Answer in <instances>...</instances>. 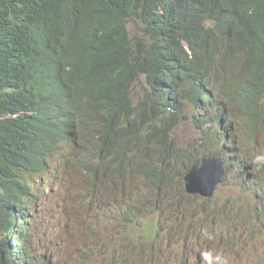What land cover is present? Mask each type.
Masks as SVG:
<instances>
[{"label": "trees", "instance_id": "16d2710c", "mask_svg": "<svg viewBox=\"0 0 264 264\" xmlns=\"http://www.w3.org/2000/svg\"><path fill=\"white\" fill-rule=\"evenodd\" d=\"M210 18L232 38L216 40L204 26ZM130 23L140 35L132 36ZM143 82L139 100L133 91ZM54 91L85 109L81 124L103 136L95 176L111 179L114 171L128 184L138 172L155 188L168 187L187 165L226 158L237 132L264 114V0H0V109L21 112L0 121L5 218L14 219L12 200L40 182L34 176L72 168L62 150L75 144L77 130L56 129ZM121 118L124 132L115 128ZM184 122L201 132L199 147L177 143L173 133ZM116 148L118 161L106 163ZM23 238L18 233L13 244Z\"/></svg>", "mask_w": 264, "mask_h": 264}, {"label": "rangeland", "instance_id": "374dc122", "mask_svg": "<svg viewBox=\"0 0 264 264\" xmlns=\"http://www.w3.org/2000/svg\"><path fill=\"white\" fill-rule=\"evenodd\" d=\"M130 30L132 35H140L138 26L131 24ZM144 85L139 84L134 88L133 94L135 92L139 100L144 97ZM144 101L146 99L140 102ZM99 125L105 126L101 119ZM174 135L181 146L200 137L191 124L184 123ZM93 143L94 136H87L80 153L88 147L93 149ZM86 158L93 161L89 155ZM111 158L113 155H108L107 160ZM136 178L126 198L119 194L118 187L121 184L107 188L98 185L111 197L97 211L95 207L84 206L97 197L90 185V182L94 184L92 176L79 178L71 191L62 187H43L44 193L39 204L45 214L38 216L31 225L34 254L44 259L42 264H116L114 251L123 253L126 244L135 237L141 238L142 233L144 236L139 239V243L145 253L134 264H197V254L206 251L197 237L207 230L203 216L197 212L205 200L187 195L181 184L170 190L169 187L157 189L148 180ZM222 195L223 207H234L236 200L246 204L242 198L243 192L233 176L223 184ZM95 201L99 202L98 199ZM134 201L147 203L143 214L128 208ZM260 209L264 211V204ZM155 220L154 224L149 223ZM253 224L254 236L250 242H234L230 248L219 246L228 254L226 264H264V214L260 219H255ZM150 228L153 230L151 236L148 235ZM4 234L0 231V240ZM217 235L226 241L232 236L236 239L239 237L238 232L231 234L224 224L219 227ZM15 236H10V246ZM212 251L219 253L218 248Z\"/></svg>", "mask_w": 264, "mask_h": 264}, {"label": "clouds", "instance_id": "9594fccd", "mask_svg": "<svg viewBox=\"0 0 264 264\" xmlns=\"http://www.w3.org/2000/svg\"><path fill=\"white\" fill-rule=\"evenodd\" d=\"M131 24L133 23H130V25ZM204 26L207 29L211 27L215 32L216 40L220 42H226L228 38H232V36H226L224 34L219 21L216 19H208L204 23ZM180 45L188 57L194 59L195 53L190 44L186 40H182ZM241 51L244 52L245 49ZM221 57L222 53L217 55L218 60L221 59ZM144 83L145 82H143L142 85H144ZM144 88H146L145 85ZM49 103L55 105L53 112L56 117V127L59 132L65 131L64 124L69 125L71 129L74 127L77 130V138H74L75 144L65 146L62 150L63 153L72 158V168L66 174L59 170H52L46 172L42 176H34L35 181L40 180L39 183H35L34 190H29L23 197L18 200L13 199L9 204L14 219L11 217L5 218L0 208V231L5 233L3 239L0 240V264H42L44 259L34 254L31 240L33 236L31 225L36 221L38 216L45 214V211L41 209V205L39 204L41 195L44 193L42 190L43 187L48 186L50 189H59L62 187L66 191H71L79 182V178H89L92 176L95 185L91 182L90 185L97 197L93 202L89 204L86 203L84 206L90 208L95 207V211H97L103 206L104 201L111 197V195L101 187L107 188L115 184H121L119 194L126 198L129 190L137 181L136 177L145 179L138 172H133L128 184L125 182L123 183L121 181V174L114 171H112L111 179L104 178L100 175L95 176L94 173L100 171L98 159L100 158V151L104 146L103 136L95 134L93 128L84 127L81 124V115L85 109L79 113V104L67 94L54 91L50 95ZM95 110L98 111L99 107L95 106ZM186 111H192V107L187 106ZM214 114L215 107L208 115L212 116ZM20 115L21 112L12 114L10 112L6 113L0 109L1 122L16 119ZM120 120V123L115 127L116 131L124 132V128L128 122L123 118ZM184 124H191L193 126L190 122H184ZM195 130L200 134V137L190 140L185 146H181L177 142L180 147L189 146L191 148H197L200 146L199 139L202 137V134L196 128ZM174 133L173 136L175 137ZM85 134L87 136H94V148L91 149L88 147L80 153L83 144L87 141V136L85 137ZM114 136L116 137V135H113V137ZM126 139L130 140V137L127 136ZM237 144V148L228 153L226 158L211 156L202 159L199 163L187 165L183 169L182 180L168 186L170 190L173 186L181 184L184 186L187 195L205 200L204 205L201 209L197 210V212H199V215L203 216V224L207 230L203 233H199L197 237L201 247L205 248L206 251L197 254V264H205V262L206 264H226L228 254L223 252V247L219 246H227L230 248L234 242H250L254 236V220L260 219L264 214L263 209H260L261 205L264 204V114L254 116L247 127H243L237 132ZM116 151L117 148L113 149L111 153L113 158L110 160L106 159V163H115L118 161L115 156ZM87 155L93 160L92 162L88 161L86 158ZM208 160L211 161L204 164V162ZM110 167H112V164L108 165V168L101 173L109 172ZM231 176L236 178L237 185L243 192L242 198L245 199L247 205L236 200L234 207H223L222 186L226 179H230ZM217 177H219V180H217ZM148 182L150 183L149 180ZM97 199L99 200L98 203L95 201ZM159 199L161 201L160 203H162L161 196H159ZM131 206H134L133 208L136 209L135 212L139 214H143L147 209V203L142 201H134L128 208ZM140 206H142V208H140ZM223 219H226V222H223ZM155 222L156 220L149 223L154 224ZM222 224L227 226L231 234L238 232V239L232 236L226 241L218 237V229ZM142 230L145 231L143 228ZM149 231L148 235L151 236L153 230L150 228ZM17 233H21L24 238L21 241H15L16 243L14 242V245H12L13 247H10L8 243L10 236ZM143 236L142 233V237ZM139 239L135 237L133 240H130V242L126 244V249L123 253H119L117 250L114 251L116 264H134L144 255L145 250L141 248ZM215 248H218L219 253L212 251Z\"/></svg>", "mask_w": 264, "mask_h": 264}, {"label": "bare ground", "instance_id": "6f19581e", "mask_svg": "<svg viewBox=\"0 0 264 264\" xmlns=\"http://www.w3.org/2000/svg\"><path fill=\"white\" fill-rule=\"evenodd\" d=\"M227 2H228V1H227ZM228 6H229V5H228ZM230 7H231V5H230ZM230 14H231V13H230ZM221 16H222V15H221ZM223 19H224V18H223ZM226 19H227V18H226ZM34 57H35V56H34ZM36 61H37V60H36ZM32 62H33V61H32ZM57 63H58V62H57ZM59 64H61V63H59ZM31 65H32V64H31ZM53 65H54V64H53ZM55 66H56V65H55ZM58 66H59V65H58ZM33 67H34V66H33ZM36 67H37V66H36ZM34 68H35V67H34ZM33 70H34V69H33ZM54 72H55V71H54ZM55 73H56V72H55ZM59 75H60V74H59ZM74 76H75V75H74ZM56 78H57V76H56ZM57 79H58V78H57ZM50 81H51V80H50ZM58 81H59V80H58ZM58 81H57V82H58ZM58 83H59V82H58ZM203 83H204V82H203ZM53 84H55V83H53ZM53 84H52V85H53ZM59 84H60V83H59ZM205 84H206V83H205ZM208 84H209V83H208ZM57 85H58V84H57ZM59 90H60V88H59ZM203 92H204V91H203ZM207 94H208V93H207ZM205 95H206V94H205ZM206 109H207V108H206ZM195 110H196V109H195ZM226 128H227V127H226ZM56 129H57V128H56ZM61 134H62V133H61ZM225 140H226V139H225ZM230 147H231V146H230ZM118 188H120V187H118ZM115 191H116V190H115ZM8 192H9V191H8ZM12 192H13V189H12ZM14 192H15V191H14ZM10 193H11V192H10ZM20 193H21V191H20ZM12 194H13V193H12ZM14 194H15V193H14ZM12 196H13V195H12ZM19 196H20V195H19ZM10 197H11V196H10ZM13 198H14V196H13ZM14 199H15V198H14ZM19 199H20V197H19ZM9 201H10V200H9ZM17 234H18V233H17ZM17 234H16V235H17ZM21 240H22V239H21ZM14 242H15V241H14ZM11 244L14 245V244H13V241L11 242Z\"/></svg>", "mask_w": 264, "mask_h": 264}, {"label": "water", "instance_id": "95a60500", "mask_svg": "<svg viewBox=\"0 0 264 264\" xmlns=\"http://www.w3.org/2000/svg\"><path fill=\"white\" fill-rule=\"evenodd\" d=\"M213 160H216V159H213ZM209 161H211V160L205 161L204 164L208 163ZM203 170H204V166H203ZM217 180H219V177H217ZM208 181H209V179H208Z\"/></svg>", "mask_w": 264, "mask_h": 264}]
</instances>
